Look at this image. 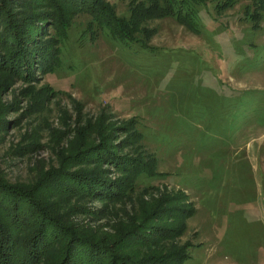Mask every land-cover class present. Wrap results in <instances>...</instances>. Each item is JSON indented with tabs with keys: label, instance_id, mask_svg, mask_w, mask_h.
<instances>
[{
	"label": "rangeland",
	"instance_id": "1",
	"mask_svg": "<svg viewBox=\"0 0 264 264\" xmlns=\"http://www.w3.org/2000/svg\"><path fill=\"white\" fill-rule=\"evenodd\" d=\"M26 1L51 17L53 53H41L43 70L35 57L33 79L0 75V182L30 199L18 200L19 226L0 209L2 229L25 243L44 211L97 242L103 264H264V11L201 0L190 4L199 33L137 17L139 42L122 43L97 2L128 21L147 0ZM101 143L119 165L87 155ZM76 175L117 195H91ZM66 241L36 264L60 263Z\"/></svg>",
	"mask_w": 264,
	"mask_h": 264
},
{
	"label": "trees",
	"instance_id": "2",
	"mask_svg": "<svg viewBox=\"0 0 264 264\" xmlns=\"http://www.w3.org/2000/svg\"><path fill=\"white\" fill-rule=\"evenodd\" d=\"M89 0H65L66 3L77 6L78 10L86 8ZM96 2V0H94ZM93 1V3H94ZM149 8L142 10V13L133 11L130 20H124L110 12L107 5L97 4L102 10L101 17L102 22L108 28L112 36L122 43L127 42H139L133 37V30L136 26L135 18L138 17L145 19L150 18H163L173 17L178 23L191 28L196 31L197 23L194 19L193 8L190 4L198 5L201 0H147ZM26 0H0V75L6 74L11 78L19 77L23 73V79H33L32 70L34 68L35 57L40 54L41 61L39 60V68L43 70L45 68L42 61L41 53H53L51 51V45L49 41L42 40L43 33L46 32L49 19L47 12H33L28 9H20V5L26 4ZM34 3V1H33ZM36 3V1H35ZM253 4L260 11H264V0H253ZM25 8V7H24ZM60 26L66 27L64 22H58ZM49 24L48 26H53ZM133 29V30H132ZM39 57V58H40ZM82 128L81 130H87ZM101 130L100 122L96 121L93 127L90 126V133L92 135H99ZM87 132V131H86ZM89 134V133H88ZM101 137V133L99 135ZM80 145V144H79ZM89 151L87 155L94 152L97 158H105L111 163L118 164L119 159L109 154V149L104 143L98 144ZM98 148V149H94ZM89 150V149H87ZM84 154V153H82ZM82 154H80L82 156ZM101 162V160L99 159ZM130 165L129 163H126ZM132 166V164H131ZM125 170L127 165L122 163L121 166ZM131 170H135V167H131ZM136 172L133 174L136 176ZM132 175V176H133ZM76 181L79 185H83V189L89 191L91 195H98L103 193L109 196L117 195L114 190L113 182H106L98 176L91 175H76ZM29 199L27 191L19 189L17 187L7 186L0 182V209L6 211V215L9 216V225L11 227L19 226L21 222V215L25 212L20 210L18 200ZM30 200V199H29ZM20 217V218H19ZM41 225L29 236V238L22 242L16 234L8 233L4 231L5 225L0 224V264H36L40 259L49 255V251L53 247L54 249L62 244L64 239L67 241L63 247V255L60 263L58 264H103L102 256L100 253L102 250L96 249L95 243L88 237H80L76 234L75 229L65 226L59 223L58 220L49 217L44 211H41ZM15 229V228H14ZM58 232H63L58 239ZM127 234V235H126ZM126 239L131 234H136V231L126 233ZM19 235V234H18ZM65 237V238H64ZM143 239L148 240L147 235L141 236ZM20 240V241H19ZM24 245L23 249L19 246ZM22 250V252L20 250ZM19 252H21L19 254ZM19 256H23L21 260ZM153 257V258H151ZM150 258L138 262L139 264H174L172 257L175 254H168L163 257H155L152 255ZM114 259V258H113ZM114 261V260H113ZM173 261V262H172ZM185 261V258L181 260L180 264ZM122 263V262H121ZM113 264H116L113 262ZM123 264V263H122ZM133 264V263H130Z\"/></svg>",
	"mask_w": 264,
	"mask_h": 264
}]
</instances>
